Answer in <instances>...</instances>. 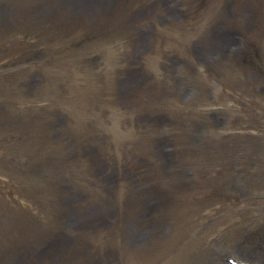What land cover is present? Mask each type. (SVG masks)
Segmentation results:
<instances>
[{
    "label": "rangeland",
    "instance_id": "rangeland-1",
    "mask_svg": "<svg viewBox=\"0 0 264 264\" xmlns=\"http://www.w3.org/2000/svg\"><path fill=\"white\" fill-rule=\"evenodd\" d=\"M227 254L264 264V0H0V264Z\"/></svg>",
    "mask_w": 264,
    "mask_h": 264
},
{
    "label": "bare ground",
    "instance_id": "bare-ground-1",
    "mask_svg": "<svg viewBox=\"0 0 264 264\" xmlns=\"http://www.w3.org/2000/svg\"><path fill=\"white\" fill-rule=\"evenodd\" d=\"M223 264H226V263H223Z\"/></svg>",
    "mask_w": 264,
    "mask_h": 264
}]
</instances>
